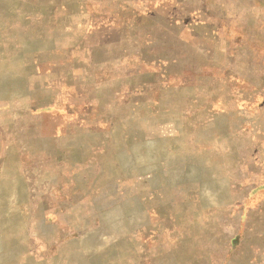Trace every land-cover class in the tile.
<instances>
[{"label":"rangeland","instance_id":"rangeland-1","mask_svg":"<svg viewBox=\"0 0 264 264\" xmlns=\"http://www.w3.org/2000/svg\"><path fill=\"white\" fill-rule=\"evenodd\" d=\"M0 264H264V0H0Z\"/></svg>","mask_w":264,"mask_h":264}]
</instances>
